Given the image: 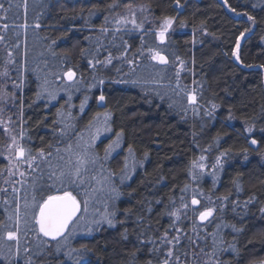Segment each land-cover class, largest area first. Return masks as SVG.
Instances as JSON below:
<instances>
[{"label": "trees", "instance_id": "obj_1", "mask_svg": "<svg viewBox=\"0 0 264 264\" xmlns=\"http://www.w3.org/2000/svg\"><path fill=\"white\" fill-rule=\"evenodd\" d=\"M126 3L141 28L131 23ZM0 4V17H6L0 19V264H76L77 257L79 264L264 261V68L257 67L264 65V0H228L234 12L224 0H180L182 7L176 0ZM164 17L174 21L160 43ZM121 18L128 22L118 24ZM242 32L237 62L232 53ZM149 48L168 63L152 60ZM69 68L76 73L71 81L64 76ZM13 136L36 157L31 166L19 161L11 170L7 145ZM88 144L96 162L82 169L84 183L52 187L50 174L73 167ZM193 161L204 165L199 178ZM129 163L134 172L124 181ZM103 184L101 199L109 202L106 216L114 226L99 219L91 234L69 239L84 199L88 210L103 213L92 201ZM57 189L72 191L81 213L65 238L51 240L38 232L34 216ZM33 196L37 206L25 216V202L32 205ZM194 197L200 201L195 213ZM17 206L18 254L17 241L6 239V231H16ZM205 208L214 212L201 224Z\"/></svg>", "mask_w": 264, "mask_h": 264}, {"label": "snow or ice", "instance_id": "obj_2", "mask_svg": "<svg viewBox=\"0 0 264 264\" xmlns=\"http://www.w3.org/2000/svg\"><path fill=\"white\" fill-rule=\"evenodd\" d=\"M224 4L225 6L229 7V11H235V9L231 8L228 5V0H224ZM176 5L177 7H182V5L180 4V0H176ZM116 5H110L109 7H115ZM123 7H125L126 9H128L129 14L132 15L133 19L131 21V23L137 27V28H141L142 25H138L136 24L135 21V10L133 9V6L131 3H126L123 5ZM4 6L2 4H0V9H3ZM5 11H7V9H5ZM141 11H144L143 8H141ZM237 15H241V13H237ZM244 15H247V13H244ZM0 19H6V17H0ZM107 19V18H106ZM248 19L251 21H255V18L252 16H248ZM174 21V17H164L163 18V23L160 25L159 31L157 33V39L160 41V43H164L166 40V35L169 31V29H171L172 24ZM118 24H124L127 23L128 21L121 18L119 20L116 21ZM183 26V25H182ZM3 27L5 29L8 28V25L5 23L3 25ZM20 27H27V25H20ZM36 27H40L39 24H36ZM119 30V29H117ZM102 31H106V29H102ZM250 31V29H245V32ZM245 32H242L240 34V37L237 38L236 41V49L237 51H234L232 53V55L236 58L237 62H241L240 61V56L238 53V50L240 48V40L244 37ZM3 37H0V40H2ZM148 52L150 53V58L154 61H156L157 63L160 64H167L168 63V59L165 55L161 54V51L153 49V48H149ZM108 63L111 62V57H109ZM91 63V62H90ZM181 66H183V62H181ZM247 67H252V65H247ZM257 67H261L264 68V65H259ZM76 73L69 68L65 73L64 76L69 80H73L75 77ZM177 75H179V73H177ZM100 83H103V80L100 81ZM132 83H136V81H132ZM99 100L102 102L105 100L104 95H100L99 96ZM189 101L193 104L196 103V96L195 94L189 95ZM215 107V106H214ZM84 108V103L82 102L81 104V111H83ZM99 115V114H98ZM105 116V121H107L108 119H110V115L108 113L104 114ZM5 131H7V129H5ZM246 131L251 133L253 131L252 127H248L246 128ZM262 132H264V129H261ZM122 136V133H118L117 134V140L113 141V144H110L108 146L107 149H105V153L106 156L109 154L110 150L113 148V145L118 144V141L120 139V137ZM23 138V135L21 134V139ZM93 139H95V137H93ZM11 145L8 146V151L10 152V154H14L16 157L19 158V160L21 162H28L29 166H31V162L34 161L36 159V157L31 155V149L26 148L24 145L20 144L17 141V138L15 136L11 137ZM258 143V141L256 139H252L251 140V144L256 145ZM51 147V145L49 146ZM76 147L79 149L81 148V145L78 143L76 145ZM92 145L88 144L86 147H84L82 149V151L80 153L77 154V159L75 161V164L73 167L69 168L67 171L61 170L59 172V174H57L55 171H53L50 174V178H54V183L52 185V187H55L56 182H59L61 185L64 184L65 182L69 183V184H83L84 180L82 177V169L84 171H87L86 169V165L88 163H92L95 164L96 162V158L95 157H91L89 154L88 149L91 148ZM60 150L57 149V152H59ZM67 151L71 152L72 151V145H68ZM128 151L131 153L132 149L129 148ZM39 155L41 157H44L45 153L44 151L41 149ZM48 155H51V153H48ZM247 158V157H245ZM60 159H64L63 157H60ZM205 157L201 156L200 160H204ZM67 163L71 164L72 161L71 159H69L67 161ZM217 165H220V161L219 158L217 159ZM125 167H127V165H125ZM199 167L201 170L204 168L203 164H198V162L193 161V168ZM123 171V169H122ZM12 173L10 172V175ZM20 175H24L23 172L20 173ZM93 179H96V177H93ZM104 179H107L106 177ZM98 183H103V180H97ZM95 191V189H94ZM113 192L116 191L115 188L112 189ZM57 193L58 194H49L47 195L46 199H43L42 202H40L38 204V214L36 216H34V220L36 225H38V232L40 234H42L44 237H48L51 240H58L60 237L64 236L65 233L69 230V226L73 224V222L77 219L78 214L81 212V201L77 199V197L75 195H73L72 191H69L67 189L63 190L62 192L59 191V189H57ZM87 195V194H86ZM192 205H198L200 203L199 200H197L195 197L192 199L191 201ZM88 205H89V200L88 199H84L83 200V211L85 213H87L88 211ZM37 206V202L35 200V196H33V204L29 205L27 203V201L25 202V216L29 215L28 213V209L30 207H34ZM184 208L187 209L188 205L185 204ZM192 211L195 213L198 211V209L193 208ZM262 212H264V209H261ZM214 209L212 208H205L203 211H199V219L201 221H204L206 219H208L209 217H211L213 215ZM16 217H15V223L17 225L16 231H6V239L9 241H17V254L19 251V247H18V231H19V223H20V208L19 206H17L16 208ZM172 216H175L177 219H179V216L177 215L176 212H172L171 213ZM9 219H13V217H9ZM106 220V222L108 223V225L110 227L114 226L113 221L111 219H108L107 216L104 218ZM26 222V221H25ZM101 221H96V223H100ZM92 229H88V234H91ZM126 238V237H125ZM174 240H176V242H179V236H176L173 238ZM168 243H172V241H168ZM3 245H0V249H2ZM86 245L82 246V248L79 250L81 252V254H83V252L86 250ZM8 251H11V248H8ZM169 256L172 255L171 251L168 253ZM5 258L3 255H0V259ZM79 259L80 257H77V261L76 264H79ZM28 264H30V261L28 262ZM150 264V262H149ZM165 264H167V261L165 262ZM260 264H264V261H261Z\"/></svg>", "mask_w": 264, "mask_h": 264}, {"label": "rangeland", "instance_id": "obj_3", "mask_svg": "<svg viewBox=\"0 0 264 264\" xmlns=\"http://www.w3.org/2000/svg\"><path fill=\"white\" fill-rule=\"evenodd\" d=\"M104 135L102 137H106L110 134L109 131L107 132H102ZM12 141H11V137H9V143L7 145V153H8V159H9V164L11 167V170L15 167V165H18L19 163V158L16 157L14 154H10V152L8 151V146L11 145ZM113 147H116L113 146ZM115 149V148H113ZM194 170V176L196 178H199L202 176L204 168L201 170L199 167L193 168ZM134 170H133V166L131 163H129L124 171V177L123 180L126 181L128 179L131 178L132 174H133ZM105 191V185H101V187L99 188V193L92 199L93 202H99L101 205V209L103 210V213H100V216L95 215V212H92L90 210L87 211V213H85L84 211L81 213V218L79 220L76 221V224L72 230V232L69 234V239L74 238L75 236H81V235H89L88 234V229H92L94 228L96 221L97 220H103L106 217V212L109 209V202L108 201H103L101 199V196L103 197L105 194L102 192ZM191 192L195 191V190H189ZM190 202V201H189ZM71 226V225H70ZM69 226V228H70ZM69 231V230H68ZM68 231L65 233L64 236L60 237L58 240H61L63 238H65L68 234ZM92 232V231H91Z\"/></svg>", "mask_w": 264, "mask_h": 264}, {"label": "water", "instance_id": "obj_4", "mask_svg": "<svg viewBox=\"0 0 264 264\" xmlns=\"http://www.w3.org/2000/svg\"><path fill=\"white\" fill-rule=\"evenodd\" d=\"M160 65H166V64H160ZM191 201H192V200H191ZM191 205H192V203H191ZM198 205H199V204H198ZM198 205H192V206H193V208H197ZM210 218H211V217H209L208 219H206V220H204V221H201V220L199 219V215H198V222L201 223V224H203V223L207 222L208 220H210Z\"/></svg>", "mask_w": 264, "mask_h": 264}]
</instances>
